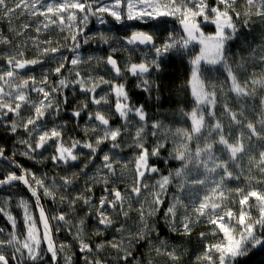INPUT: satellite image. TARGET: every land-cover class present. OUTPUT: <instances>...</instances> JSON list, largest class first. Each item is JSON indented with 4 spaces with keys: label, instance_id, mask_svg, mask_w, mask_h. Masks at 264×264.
<instances>
[{
    "label": "snow or ice",
    "instance_id": "1",
    "mask_svg": "<svg viewBox=\"0 0 264 264\" xmlns=\"http://www.w3.org/2000/svg\"><path fill=\"white\" fill-rule=\"evenodd\" d=\"M104 14L125 37L117 47L101 35L110 54L84 57L90 18L106 24ZM3 20L12 35L0 31V130L23 151L10 157L0 144V160L19 169L0 176V188L23 185L39 216L21 198V231L9 199H0L11 225L0 227V264H182L184 252L163 237L191 243L197 228L204 230L189 264H240L250 249L264 248V43L239 62L231 52L251 35L242 28H264V0H0ZM128 22H137L130 35ZM50 30L63 35L41 39ZM118 51L129 53L123 63ZM135 52L144 59L132 62ZM170 54L190 57L192 107L179 109L181 126L152 115L126 87L135 77L151 99V73ZM101 65L107 78L95 71ZM205 65L225 79H206ZM36 66L39 76L22 74ZM17 154L60 171L37 175L16 163ZM42 199L61 210L49 215ZM61 230L75 247L57 242Z\"/></svg>",
    "mask_w": 264,
    "mask_h": 264
},
{
    "label": "trees",
    "instance_id": "2",
    "mask_svg": "<svg viewBox=\"0 0 264 264\" xmlns=\"http://www.w3.org/2000/svg\"><path fill=\"white\" fill-rule=\"evenodd\" d=\"M211 2V0H210ZM108 24L113 23L112 20L108 17ZM255 19V18H254ZM94 23V22H93ZM115 24V23H114ZM116 25V24H115ZM175 28L179 30V24L173 25ZM6 27V20L0 21V31H3L6 35H10L8 29ZM121 25H116V28L113 30L110 29L108 38L111 41V44H115L118 42V39H122L125 37L124 31H116L115 29L121 28ZM143 28H146L144 25ZM206 34L214 33V26L207 25L203 29ZM242 32L249 33L251 31V35L248 36L247 41H242V47H233L231 49L232 52V61L239 62L240 57H248L250 49L257 48L258 45L264 43V39H262V33H264V28L261 27L258 23L251 24L250 28H242ZM130 30L128 34L130 35ZM115 34V35H114ZM118 35V36H117ZM16 39V38H15ZM17 40V39H16ZM160 37H157V42H159ZM98 41L94 37L93 40L86 46L84 45L83 50L85 52H90L94 50V43ZM114 46L119 47V43L115 44ZM131 47V46H129ZM4 48L3 45H0V50ZM104 54H110V46L109 44H103ZM192 54H198L199 47L196 46L193 49H190ZM129 53L124 51H118L115 53V58H118L121 63L128 58ZM150 56H154L153 53H149ZM28 56V54H27ZM32 57V56H31ZM189 56H176L174 54H170L167 57H164L165 63L162 65L160 72H156L153 70L151 73V78L155 80V85L153 86L152 91V98L149 99L148 93H141L139 89L135 87V77H131L128 75V84L127 88L130 89L129 95L132 97L133 100H139L140 103H145L149 105L148 110L154 116H158L160 119L164 120L166 124H170L173 126H181L184 124V121L181 120L179 116V109L183 107L185 111H190L192 107V98L190 95V90L186 87L188 80L190 79L191 71H190V64H189ZM144 59L140 52H135L132 56V62H140V60ZM6 67L4 61H0V68ZM204 67V77L206 79L211 80H219L223 81L225 79L222 69H211L209 66ZM233 67H235V63H233ZM245 67L252 71V65L245 64ZM55 79V77H53ZM118 82H123L122 78H117ZM162 89L159 92L160 100L157 101L156 99V92L157 89ZM113 123H118V121H112ZM71 127V125H69ZM0 144H2L5 148V154L7 156H12L13 151L19 150L23 148L20 145L15 143V139L8 133L3 132L0 130ZM23 151V150H22ZM13 159L16 163L21 165H27L36 169L43 171L44 173L48 174H55L51 163L48 161H44L41 163H35L34 160H28L24 156L17 154ZM7 164L10 166V171H16L19 174V169H16L13 164L9 161H6ZM177 162L171 161L169 167L175 166ZM165 168V172H166ZM1 176V175H0ZM10 189V190H9ZM170 191H174V189H170ZM6 193L11 197H28V193L25 190H22L20 185H16L13 187H7L2 189L0 193ZM29 198V197H28ZM44 206L46 203L44 199H42ZM60 211L59 205H56V210ZM0 225H5L7 228L9 225L4 217H0ZM164 238H169L173 242L178 241H185L187 242V238L183 237H175L173 234H165ZM188 243V242H187ZM191 244V243H188ZM79 253L77 251V257ZM189 261L186 257H183L182 264H189ZM240 264H264V248H255L250 249L249 253L246 257L240 258Z\"/></svg>",
    "mask_w": 264,
    "mask_h": 264
},
{
    "label": "rangeland",
    "instance_id": "3",
    "mask_svg": "<svg viewBox=\"0 0 264 264\" xmlns=\"http://www.w3.org/2000/svg\"><path fill=\"white\" fill-rule=\"evenodd\" d=\"M47 2H49V3H53V2H55V0H47ZM102 2H104V3H106V2H109V0H102ZM94 7H96V5H94ZM104 16H105V19L108 21V17L110 18V20H112L113 21V23H110V24H108V23H106V24H99L97 21H96V18L95 17H91L90 18V22H89V24H88V27L85 29V35L86 36H88V37H90L91 38V41L93 40V38L95 37L96 38V40L98 41V44H97V42H95L94 43V50H92V51H90V52H85L84 50H83V48L81 49V54H82V56H84V57H88V56H93V57H104V56H106V53L104 54V50H103V43H102V41L100 40V36L101 35H105V36H107L108 37V34H109V31H110V29L111 30H113L114 28H113V25H115L114 23H115V21L112 19V17H110V16H107V14H104ZM23 19H26V17H21L20 19H16V18H13V20H12V24L13 25H19L20 23H21V20H23ZM39 19V18H38ZM94 22V23H93ZM137 22H128V28H129V30H130V32H131V30H132V26L133 25H135ZM143 26L144 25H139V27L141 28V29H145V28H143ZM115 28H116V25H115ZM5 29H8V21L6 20V27H5ZM30 35H33V36H35L36 34L34 33V32H31L30 31V33H29ZM10 35H12L11 33H10ZM63 34H57L56 32H54V31H49V32H47V33H45V34H43L42 36H41V39H44V38H48V39H52L53 41H55V40H57V39H59L61 36H62ZM115 35V34H114ZM118 36V35H117ZM16 39H17V41H19L20 39H22L21 37H16ZM61 42H63V41H61ZM118 43V42H117ZM117 43H115V44H117ZM115 44H111V45H115ZM88 45V44H87ZM86 45V46H87ZM110 46V45H109ZM198 46V45H197ZM84 47V46H83ZM199 47V46H198ZM28 54V57L29 58H31V56H33V53L32 52H28L27 53ZM26 54V55H27ZM66 54H68V55H71L70 53H66ZM154 54V53H153ZM57 55H59V54H57ZM49 64V62H48V60L47 59H45V65H48ZM95 64H96V61L95 60H93V62H92V66L94 67L95 66ZM40 71H41V68H40V66H36V68L35 69H26V70H23V72H22V74H24V73H30V74H32V75H37V76H39V74H40ZM95 71L97 72V73H100V74H102V75H105L106 76V78H107V72L105 71V69H104V66L103 65H101L100 67H96L95 68ZM33 96H35V94L33 93L32 94ZM21 147H22V145H20ZM21 151L23 150V148L22 149H20ZM34 155H36L37 156V158L39 159V154H34ZM44 155L45 156H47L48 155V153L47 152H45L44 153ZM35 161V163H37L36 162V160H34ZM44 162V161H43ZM46 162V161H45ZM41 163V162H40ZM23 167H26V168H29V169H31V170H33L37 175H42V174H44V172L43 171H41V170H39V169H36V168H33V167H30V166H27V165H22ZM8 171H10V166L7 164V162H6V160H0V175L1 176H3L5 173H7ZM58 171H60V170H58ZM50 175H52V174H50ZM28 197H29V195H28ZM11 197L10 195H8V194H6V193H4V192H2V193H0V199H3V198H8L9 199V201H10V206H9V211H11V213H12V215L13 216H15V217H17V221H18V229H20L21 231L23 230V213H22V210L21 209H19V208H17L16 207V203L21 199V198H24V199H29V203L32 205V211H33V214H34V216H36L37 218H38V213L36 212V209H35V206H34V202H32V200H31V198L29 197ZM186 199H187V197H186ZM44 201H45V203H46V206H45V210H46V212H48L49 213V215H52V214H54L53 213V209H55L56 210V205L57 204H53L50 200H47V199H44ZM56 211H58V208H57V210ZM0 217H3L2 215H0ZM5 219V218H4ZM6 220V219H5ZM7 221V220H6ZM53 222V224H55V221H52ZM7 224L9 225V227L7 228L5 225L3 226V225H0V227H3V228H5V230H6V232H10L11 231V225L7 222ZM204 229L203 228H197V230L193 233V237H192V242H191V244H188L187 242H185V241H178V242H173L172 240H170L169 238H164V239H167L168 240V243H169V245H175V246H177V248H178V250L179 251H181V252H184V256L183 257H186L188 260H191L192 259V252H193V249H194V247H196V244H195V242H196V240L198 239V233L200 232V231H203ZM56 240H57V242L59 243V242H64V243H69V242H71L73 245H74V247H75V242L74 241H72V238H71V236L68 234V232L66 231V230H61L58 234H56ZM208 239H212V237H209ZM185 249L187 250V251H185ZM61 264H62V262H61Z\"/></svg>",
    "mask_w": 264,
    "mask_h": 264
},
{
    "label": "water",
    "instance_id": "4",
    "mask_svg": "<svg viewBox=\"0 0 264 264\" xmlns=\"http://www.w3.org/2000/svg\"><path fill=\"white\" fill-rule=\"evenodd\" d=\"M141 48H143V46H141ZM17 185H19L18 183H17ZM21 186V188L23 189V190H25V191H27L24 187H23V185H20ZM8 187H13V186H8ZM5 188H7V187H5ZM2 189H4V188H0V191H2ZM28 195H29V197H30V193H28ZM31 200H32V202H34L35 203V201H34V198H31ZM41 203L43 204V201L41 200ZM44 205V204H43ZM45 207V206H44ZM36 212L38 213V216H39V212H38V210H36ZM52 223V222H51Z\"/></svg>",
    "mask_w": 264,
    "mask_h": 264
},
{
    "label": "clouds",
    "instance_id": "5",
    "mask_svg": "<svg viewBox=\"0 0 264 264\" xmlns=\"http://www.w3.org/2000/svg\"><path fill=\"white\" fill-rule=\"evenodd\" d=\"M53 223V222H52ZM55 239H56V236H55Z\"/></svg>",
    "mask_w": 264,
    "mask_h": 264
},
{
    "label": "bare ground",
    "instance_id": "6",
    "mask_svg": "<svg viewBox=\"0 0 264 264\" xmlns=\"http://www.w3.org/2000/svg\"><path fill=\"white\" fill-rule=\"evenodd\" d=\"M23 190V189H22ZM48 213V212H47ZM49 214V213H48Z\"/></svg>",
    "mask_w": 264,
    "mask_h": 264
},
{
    "label": "flooded vegetation",
    "instance_id": "7",
    "mask_svg": "<svg viewBox=\"0 0 264 264\" xmlns=\"http://www.w3.org/2000/svg\"><path fill=\"white\" fill-rule=\"evenodd\" d=\"M57 237V236H56Z\"/></svg>",
    "mask_w": 264,
    "mask_h": 264
}]
</instances>
